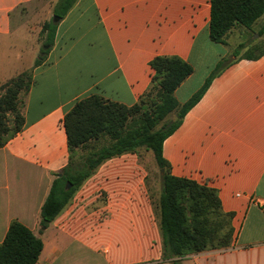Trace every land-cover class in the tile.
I'll list each match as a JSON object with an SVG mask.
<instances>
[{"label": "crops", "instance_id": "crops-1", "mask_svg": "<svg viewBox=\"0 0 264 264\" xmlns=\"http://www.w3.org/2000/svg\"><path fill=\"white\" fill-rule=\"evenodd\" d=\"M33 1L0 0V85L29 70L37 57L21 10ZM76 9L80 14L69 21ZM210 19L211 0H77L60 21L46 60L32 68L33 83L22 96L23 129L0 147V243L19 220L44 242L37 264L92 258L102 264H175L163 257L148 171L138 157L141 149L150 150L103 162L45 229L41 209L70 160L64 117L75 103L97 94L134 105L152 83L151 60L178 56L194 68L175 91L182 105L222 61L224 67L166 138L164 157L173 175L218 190L224 210L234 213V241L228 249L176 260L264 264V54H232L246 46L241 39L229 45L230 35L244 27L218 43L210 37ZM213 49L218 53L209 63ZM170 115L176 119L175 112ZM101 196L106 200L100 206H90Z\"/></svg>", "mask_w": 264, "mask_h": 264}, {"label": "trees", "instance_id": "trees-1", "mask_svg": "<svg viewBox=\"0 0 264 264\" xmlns=\"http://www.w3.org/2000/svg\"><path fill=\"white\" fill-rule=\"evenodd\" d=\"M77 0H57L53 18L41 29L43 45L34 61L42 65L55 43L58 25ZM264 14V0H211L210 37L227 43L228 33L236 27L251 28ZM240 47H243L241 45ZM264 54L246 53L248 58ZM150 65L152 83L134 105L112 101L101 95L78 100L64 117L70 160L60 177L53 182L41 209V226L47 228L68 205L84 181L106 160L145 148L153 152L162 172V190L152 198L162 237L164 259L179 264L177 258L209 250L231 247L234 241V213L224 210L216 188L171 173L164 157V141L182 124L224 64L183 105L175 96L176 89L190 76L193 66L178 56H156ZM33 83L31 71H24L0 85V147L16 136L25 123L22 96ZM176 113V119L167 117ZM82 161L76 162L78 150ZM68 182L72 187L67 190ZM44 249L43 240L19 220H13L0 243V264H37Z\"/></svg>", "mask_w": 264, "mask_h": 264}, {"label": "rangeland", "instance_id": "rangeland-1", "mask_svg": "<svg viewBox=\"0 0 264 264\" xmlns=\"http://www.w3.org/2000/svg\"><path fill=\"white\" fill-rule=\"evenodd\" d=\"M57 0H34L28 6H24L21 8L22 10V21L24 22V28L29 33V44L31 47H34L36 50L37 55H39L42 45H43V38L41 35V29L43 24L50 20L54 19L53 8ZM80 9V8H79ZM77 14H80V11L77 9L73 12L72 17L69 19L71 21L73 17ZM87 15L93 16V11H89ZM241 27V26H240ZM264 27V15L258 19L257 22L253 24L251 28H243L242 34L234 32L230 35L229 45L234 46V44L241 39L245 42L244 47L234 48L233 50L240 53L242 50H247L246 53H254L258 54L261 50L264 49V36L261 35V29ZM233 30V29H232ZM246 47V48H245ZM218 50L213 49L210 54L208 55V62H212L213 59L216 57ZM231 54V55H232ZM243 54V55H244ZM231 56L229 55L226 59H229ZM223 62V61H222ZM32 63L30 62V65ZM29 65V66H30ZM34 66V64H33ZM33 66L29 67L31 71ZM171 115L167 117V121L171 120ZM86 150H78V153L75 155V161L80 162L83 160L81 158V154L85 153ZM138 157L142 163L146 165V169L148 171V177L146 179L147 189L153 199H158L161 190H162V171L158 167L155 157L152 151L148 153L145 152L144 149H141L138 152ZM67 184V183H66ZM106 200V197L101 196L98 199L94 200L90 206H100L102 202ZM83 251L81 248L73 247L72 251ZM82 264H102L101 258H92L89 261L82 263Z\"/></svg>", "mask_w": 264, "mask_h": 264}, {"label": "water", "instance_id": "water-1", "mask_svg": "<svg viewBox=\"0 0 264 264\" xmlns=\"http://www.w3.org/2000/svg\"><path fill=\"white\" fill-rule=\"evenodd\" d=\"M54 20L58 22L60 20L59 16L55 15L54 16ZM162 172H163V170H162ZM60 176H61V174H60ZM71 187H72V183L68 182L67 186H66V189L69 190Z\"/></svg>", "mask_w": 264, "mask_h": 264}]
</instances>
